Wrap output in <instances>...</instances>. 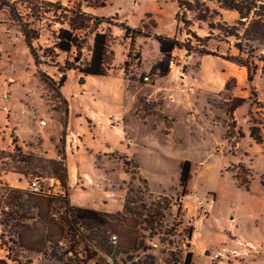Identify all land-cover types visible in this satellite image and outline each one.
I'll return each instance as SVG.
<instances>
[{"label":"crops","instance_id":"0c3cea01","mask_svg":"<svg viewBox=\"0 0 264 264\" xmlns=\"http://www.w3.org/2000/svg\"><path fill=\"white\" fill-rule=\"evenodd\" d=\"M63 5H69V0ZM93 9L86 5L82 11L94 16L90 13ZM177 13H174L173 33L157 31L163 26L158 11L154 17H150L149 13L140 27H129L124 22L125 27L134 31L131 38L125 36L122 29L113 27V32L109 34L107 56L110 57L105 63L106 74L102 77H83L74 69H66V77L54 82L47 79L55 75L54 68L42 64L36 68L40 76L26 91L27 102L13 107L12 118L16 125L13 134L17 146L37 157L62 163L65 184L62 186L56 176L47 179L72 206L107 213L121 212L131 175L128 167H135L138 174L143 175L148 189L154 185L169 188L175 184L180 166L185 162L191 165V170L194 168V172L196 164L185 158L183 141L197 135V128L203 130L200 128L202 119L198 116L201 97L207 104L208 97H221L220 94L227 93V102L230 97L244 102L251 100L253 92V100L264 103V90L263 97L257 99L256 88L252 85L254 78L264 82V75L257 70L248 82L247 69L229 59L239 57L231 44L229 52L224 53L220 52L222 44L218 43L214 51L208 49L210 42L205 43L201 46L204 51L200 56L194 52L186 53L183 48L184 72L176 76L167 70L161 73L157 68L162 61L158 39L176 41L181 47L182 42L189 43L187 48L194 44L188 33L180 30ZM103 28L99 27L98 31ZM190 28L189 25L186 29ZM208 37L209 34H206L201 39ZM80 51L83 52L82 49ZM59 55L57 52L53 62L64 67L68 53H65L63 62ZM195 62L196 68L193 66ZM47 68L52 71L47 73ZM43 77L52 83L54 89L45 84ZM144 77L149 81L144 82ZM51 93L56 96L52 98ZM237 109L232 112L236 123ZM40 121H45L46 125L40 126ZM247 135L249 137V131ZM249 169L253 173L251 165ZM148 173L158 175L157 178L170 185L151 184L145 175ZM166 173H174V176L168 178ZM246 185L244 188L250 190L252 180L248 187ZM194 192L197 194V191ZM263 199L261 197L259 201ZM196 205L195 200L186 203L188 210L185 216L188 219L196 216ZM214 208L215 204L210 211ZM235 245L240 244L235 242ZM195 249L190 264L193 260L202 264H217L212 262L214 254L207 257L208 248L198 242V237ZM0 260L7 259L0 257ZM7 263L11 264L8 260Z\"/></svg>","mask_w":264,"mask_h":264},{"label":"rangeland","instance_id":"374dc122","mask_svg":"<svg viewBox=\"0 0 264 264\" xmlns=\"http://www.w3.org/2000/svg\"><path fill=\"white\" fill-rule=\"evenodd\" d=\"M38 1L5 0L7 6L0 10V152L5 154L14 153L15 160L19 162V168H17L14 166L11 157L3 159L0 155V200H4L7 194L2 189V185H6L9 188L27 190V182L34 177L49 178L51 176H59L57 170L55 171L51 166L49 167L43 163L44 159H42L43 162L37 161L38 158L42 157H37L31 152L30 155L35 158L26 156L29 150L15 152L14 148L17 145L15 144L16 138L13 131L16 125L15 120L12 118V111L13 107L27 102V89H30L35 78L40 76L37 75V67L34 62L35 56L40 62L38 68L42 64L52 65L55 71L58 63H54L53 58L55 59L58 51L53 47L48 48V44L44 43L49 41L51 45L54 42L56 33L59 30H65L68 25L77 28L79 26L78 15L82 14L83 7L85 8L86 5L90 6L94 8L90 13L95 17L108 19L109 24L103 25L104 28L102 29L108 35L113 32V27L122 29L124 33L125 30H130L125 27L124 22L129 27H140L141 21H144L149 13L150 17H154L157 11L158 18L163 21V26L157 31L173 33L175 31L174 13L179 10L176 1H179L184 14L182 13V16L179 15L178 18L186 20V27L191 26L187 30L181 21L180 30L186 31L188 37L194 42L193 45L188 46L190 51L186 53L194 52L196 56L202 55L204 50L201 49V46L208 42L211 43L209 50L215 51L219 43L222 44L220 52H229V44L231 43L224 38L218 41L215 37L220 32L215 28L210 29L207 23L213 26L216 25L219 28H226L227 26H232L237 20L236 12L222 9L220 5L222 0H103V6H99V8L91 5L93 3L92 0H87L89 5L83 0H69V9H65L66 12L61 13H48L51 8L47 4ZM44 1L61 6L67 2V0H42V2ZM191 6L193 9H199V15L202 14L203 16L205 14L207 21L199 20L193 11L186 10V8H191ZM205 8L209 9L208 13L205 12ZM13 9L16 10V15ZM231 17L236 18L230 19ZM249 18L246 22L251 20L252 15ZM38 28H40V36L31 40L32 51H30L28 43L22 36V29L33 32ZM210 33L214 37L207 41L201 39V37L206 34L208 36ZM73 34L76 41L81 42L85 39L83 36H85L86 32L76 30ZM91 39H86V43L83 44L82 48L83 52L80 51V48H72L68 53V59L65 61L64 67H59L60 70L66 72V69L72 63H75L74 60H71L72 56H75V58L80 57L82 62L88 61L90 59L89 45L91 44ZM183 45L187 48L185 42H182V47H177L182 50V55L185 53ZM59 56L63 62L65 53H60ZM42 57L44 58L43 60H41ZM109 57L107 56V60ZM193 66L196 68L197 63L195 62ZM51 68H47L46 72L50 73L52 71ZM185 69L186 66L183 63L179 73L184 72ZM49 78L48 76L47 79L50 80ZM43 79L50 89H54L52 83L45 80L44 77ZM252 85L256 88V98H262L264 82L260 78H254ZM229 86L232 87L233 83L230 82ZM247 87L250 91L249 83ZM4 96L7 98L6 101L3 100ZM51 96L53 98L56 95L51 93ZM220 96L208 97L207 104L204 97L200 98L198 107L200 113L198 116L200 120L202 119L200 128L203 130L197 128V135L190 136L183 141L185 158L196 164L194 172V168L191 170L190 165L189 180L186 185L184 187L179 185V172L178 181L169 188H161L154 185L152 189H148L143 175H139L135 167H128L127 169L128 171L130 170L131 175L126 185L127 197L124 204L127 205V201L130 200L132 202L131 208L140 212L141 215L144 208L139 205V201L142 200L148 204V200L155 198L171 199L176 207L170 206L169 209L164 211L167 213L166 223H171V221L174 222L177 219H181L183 222L188 219L185 213L188 210L186 203L189 200H195L196 202L198 199L201 201L205 200V198L208 200L213 199L215 208L204 215L205 217L202 219L198 232V242L208 248L207 257L211 256V254H219L221 258L218 260H214L213 255L212 262L217 264H264V199L259 201L261 197H264V186L262 185L264 183V146L255 145L247 135L251 125L257 127L258 123H264V115H262L264 113L259 106L260 102L256 103L255 101L253 103V98L251 100L247 99L237 109L236 123L232 112L237 99L230 97L229 102H227V93H222ZM251 104L253 108L248 117ZM151 111L155 113L153 110ZM9 113L10 115L7 118L6 116ZM249 164L253 169V173L249 169ZM11 170H16L19 174L23 172L26 176L19 175V177L14 173H10L9 171ZM145 175L149 178L151 184L161 183L165 187L170 185V183H165L164 180L157 178L158 175L156 174L148 173ZM165 176L171 178L174 173H166ZM136 179L137 181H134ZM251 180L252 188L250 190L245 189L244 185L247 184L246 186L248 187ZM138 182L139 185L137 184ZM194 191H197V194ZM163 202L166 205L167 201ZM121 206H123L122 201ZM54 218L55 221H60L58 215H54ZM128 218L140 220V216L137 215L128 216ZM230 218L233 220L230 221ZM137 231L138 228L136 227V235L138 234ZM116 235L120 243H122L121 235L117 233ZM58 239L64 244V247L57 246L56 248L53 244L48 243L46 245L48 252L54 249L56 254L60 255L69 247L71 238L68 234ZM75 240L78 241V238L75 237ZM138 241L139 237L137 236ZM235 242L240 245H235ZM92 246L96 248L94 245ZM132 247L134 246L127 244L123 246L126 249ZM11 248L18 250L14 246ZM89 248L90 250L92 249L91 247ZM231 251H236L237 256H232ZM120 254L121 250H118L114 257L123 258L120 257ZM6 256V247L0 242V257L6 259ZM20 260L21 264H59L54 259L44 260L38 254H23ZM104 262L105 259L102 253H98L97 257L89 264H104ZM119 264L127 263L124 260ZM191 264L202 263L193 260Z\"/></svg>","mask_w":264,"mask_h":264},{"label":"trees","instance_id":"16d2710c","mask_svg":"<svg viewBox=\"0 0 264 264\" xmlns=\"http://www.w3.org/2000/svg\"><path fill=\"white\" fill-rule=\"evenodd\" d=\"M38 2L47 4L51 8L48 13L65 12V9L61 5L42 1ZM83 2L88 4L87 0H83ZM92 2L91 5L94 7L103 6V0H92ZM176 2L179 9L177 17H179V15L182 16V13L184 14V11H182L180 2ZM220 5L222 9L236 12L237 20L232 26H227L226 28H219L216 25L213 26L207 23L210 29L215 28L220 32L215 38L218 41L224 38L231 43L239 57L229 59L247 69L248 82L251 81L252 76L257 70L264 75V0L257 2L255 0H222ZM5 6H7L5 0H0V10L4 9ZM13 10L15 14L16 10ZM186 10L193 11L199 20L207 21V18L204 16L205 14L203 16L202 14L199 15V9H193L191 6V8H186ZM205 12L208 13L209 9L205 8ZM250 15H252L251 20L246 22L250 19ZM78 19L79 26L77 28L68 25L65 30H59L61 42L55 46V49H57L58 53H69L72 48L82 49L83 44L86 43V39L92 38L90 59L87 62H82L81 58L78 57L76 59L79 62L72 63L68 69H74L83 77H102L106 74L105 63L110 35L98 33V29L103 25L109 24L108 19L98 18L83 12L78 15ZM178 20L179 22L182 21L184 27H186V22L183 18H178ZM39 29L33 32L22 29V36L28 43L30 51H32L31 40L40 36ZM76 30L86 32L85 36H83L85 39L81 42H77L75 39L73 33ZM128 32L133 33L134 31L125 30V35ZM209 36L205 41L214 37L212 33ZM158 44L162 61L158 64L157 68L164 74L166 70L168 71L170 52L174 48L181 46L178 42L165 38L158 39ZM183 48L186 52H189L186 46L183 45ZM34 62L35 66L38 67L40 62L36 56ZM251 97L254 98L253 92ZM252 102L255 103V100ZM241 103H243L242 100H237L234 109H237ZM259 106L264 111V103L259 104ZM248 131L249 139L254 144L264 145V123H258L257 127L252 125ZM15 142L17 145L16 140ZM14 149L16 153L20 150L22 151L17 146ZM0 155L3 159L11 157L14 166L19 168V162L15 160L14 153L5 154L4 152H0ZM27 155L35 158L30 153H27ZM42 159L44 158H38L37 161L43 162ZM43 163L59 172V176L56 178L63 186L65 184V170L62 163L57 160L47 159H44ZM189 170L190 164L188 162L180 166L179 185L181 187H184L189 180ZM11 172L26 176L25 173L19 174L16 170H11ZM2 189L7 194L4 200H0V242L6 247V259L12 264H21L20 258L23 254H38L44 260L54 259L59 264H89L98 254L92 245L98 248L97 250L100 253H112V249L108 245L110 233L121 235L123 239L122 245L135 246L137 242L135 228L139 222L137 219L128 218V216H140V212L131 208L132 202L130 200L127 201V205H124L123 214H106L72 206L66 196L43 197L31 194L27 190L9 188L6 185H2ZM54 215H58L60 221H55ZM67 234L71 238L68 250L72 252L73 258L67 257L68 250L58 255L56 254V250L51 247L52 250L48 252L46 247L48 243L53 244L57 248L59 242H61L58 238L65 237ZM75 237L78 238V241L75 240ZM12 246L18 250H13ZM89 247L92 249L90 250ZM7 260H0V264H8ZM186 264H190V260H187Z\"/></svg>","mask_w":264,"mask_h":264},{"label":"built area","instance_id":"2783aa9c","mask_svg":"<svg viewBox=\"0 0 264 264\" xmlns=\"http://www.w3.org/2000/svg\"><path fill=\"white\" fill-rule=\"evenodd\" d=\"M64 9H69L68 6H62ZM66 12V11H65ZM61 13V12H58ZM98 33H104L98 31ZM125 36L131 38L132 32H128ZM61 42L59 32L54 37V42L50 45L49 41H45L44 44H48V48L53 47ZM76 59L72 56L71 60ZM184 63L182 51L177 47L174 48L168 58V71L176 76L180 74L181 65ZM60 66L55 67V75L50 77L54 82H59L66 77V72L60 70ZM144 82H148L147 77L143 78ZM3 100H7L4 96ZM40 126H45V121L39 122ZM27 191L31 194L43 196V197H62L64 194L56 189L47 178L34 177L27 182ZM127 197V191L125 190ZM125 197V201H126ZM147 204L145 201H139V205L144 208L138 221V234L139 241L136 242L135 246L129 249L123 248L124 245L120 243L119 238L116 234L110 233L108 237V245L112 249L111 254H103L105 259L104 264H119L124 261L127 264H186L187 260H192L195 254L196 240L198 237L197 229L202 223V219L205 217L203 211L210 210L215 202L213 199L196 200L198 210L196 216L183 222L181 219H177L174 222L166 223L167 213L165 209H169L170 206L176 207L173 204V200H163L162 198H155L148 200ZM167 201L166 205L164 204ZM125 203V202H124ZM138 204V203H137ZM125 205V204H124ZM163 211V213H162ZM167 212V211H166ZM106 214H114L107 213ZM124 213V207L121 212ZM205 214V215H206ZM58 246L64 247L62 242H59ZM133 246V245H129ZM96 252L101 254L96 248H93ZM68 250V248H66ZM118 250H121V256L123 258H115L114 255ZM232 256L236 257V253H232ZM67 257L73 258L71 251H67ZM221 256L215 255L214 260L220 259ZM213 260V259H212Z\"/></svg>","mask_w":264,"mask_h":264},{"label":"water","instance_id":"95a60500","mask_svg":"<svg viewBox=\"0 0 264 264\" xmlns=\"http://www.w3.org/2000/svg\"><path fill=\"white\" fill-rule=\"evenodd\" d=\"M74 61H75V63H78L79 62L78 59H75ZM205 214H206V211H203V215H205Z\"/></svg>","mask_w":264,"mask_h":264}]
</instances>
